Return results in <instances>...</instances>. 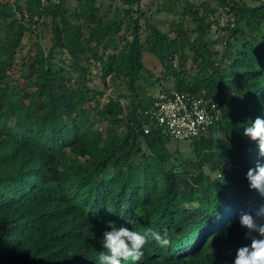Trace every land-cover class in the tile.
<instances>
[{"label":"trees","instance_id":"trees-1","mask_svg":"<svg viewBox=\"0 0 264 264\" xmlns=\"http://www.w3.org/2000/svg\"><path fill=\"white\" fill-rule=\"evenodd\" d=\"M104 1L115 0H78L74 9L70 0H26V10L0 0V264H96L107 221L167 230L171 245L149 240L138 264H233L235 250L250 243L240 215L264 205L246 180L264 157L243 135L264 117V0L186 3L174 36L149 24L144 38V0H117L126 8L114 10ZM218 12L233 19L208 23ZM212 25L227 34L225 47L209 38ZM27 33L39 40L28 57ZM63 52L75 80L58 66ZM85 58L103 79L128 82L129 107L120 98L101 103ZM16 70L33 92L13 85ZM145 74L174 87L157 92L143 84ZM172 91L219 111L190 141L189 162L152 116L159 96Z\"/></svg>","mask_w":264,"mask_h":264},{"label":"rangeland","instance_id":"rangeland-1","mask_svg":"<svg viewBox=\"0 0 264 264\" xmlns=\"http://www.w3.org/2000/svg\"><path fill=\"white\" fill-rule=\"evenodd\" d=\"M248 1V0H246ZM20 5L26 10V0H19ZM43 3H46L47 0H42ZM203 0H144V5L142 6L141 12L144 13V17L141 19V34L142 38L146 37L149 33L147 29V25H152L156 27L158 30L164 33L172 34L174 24L178 23L183 15V12L186 7V3L193 4L196 8H200ZM250 2V1H249ZM106 5L111 6L114 10L117 6L120 8H126L119 1L115 0L114 2L104 1ZM78 4V0H70L69 7L74 9ZM203 13V11H202ZM189 20V26L191 28L194 25L191 23V18H187ZM233 18L226 17L222 12H218L214 16H210L208 19V23H212L215 20H218L221 27L227 25L229 20ZM128 27V25L126 26ZM125 33L128 37H131L132 34V25L125 29ZM42 38L41 43L46 48V52L52 45L51 37L48 34V31H41ZM172 36H174L172 34ZM214 36H218V44L217 48L225 47V42L227 40V34L220 30V27L212 25L211 27V36L209 38H213ZM194 35H191L193 38ZM216 38V37H215ZM39 40L35 38V34L27 33L22 42L23 56H33L35 54V45ZM234 45L240 46L241 43L235 42L234 39L231 40ZM63 60V61H62ZM60 67H63L67 71V76L72 80L77 78L78 73L74 71V68L70 66V58L69 56L63 52L59 58L57 59ZM82 66L87 68L89 71L88 78L90 79L89 86L103 93L101 97V103L104 104L110 100V98H120L124 107H129L131 103L130 92L128 82L125 79L117 78V77H108L106 80L102 78L103 71L100 65L93 61H87V58L82 60ZM192 65H188L187 68H191ZM71 71H70V70ZM25 73V72H24ZM145 80H143V84L148 86L154 83V88L157 92L161 90V88H173V81L169 79L168 81H159L157 83L156 78H150L149 74H145ZM156 76H158V72H156ZM13 85L23 91L33 92L35 90L34 83L31 80H26L21 76V73L16 70L13 75ZM176 143L179 144V149L181 155L183 156L186 162L193 160L194 158L191 154V142L190 141H171L170 146H173V149H176ZM193 143V142H192ZM217 178V176H216ZM223 251V250H221Z\"/></svg>","mask_w":264,"mask_h":264},{"label":"clouds","instance_id":"clouds-1","mask_svg":"<svg viewBox=\"0 0 264 264\" xmlns=\"http://www.w3.org/2000/svg\"><path fill=\"white\" fill-rule=\"evenodd\" d=\"M243 135L256 143L259 156L264 157V117L257 116L243 128ZM246 180L250 190H255L264 196V163L256 162L254 168H249ZM110 211V210H109ZM122 218V217H121ZM127 224L134 221L125 220ZM239 224L245 230L244 237L250 243L235 250L233 264H264V205L255 214L242 213ZM106 230L101 241L104 251H100L96 264H138L144 256L143 248L149 240L154 241L160 248H168L172 241L167 230L163 233L149 227L143 233L114 221H107Z\"/></svg>","mask_w":264,"mask_h":264},{"label":"built area","instance_id":"built-area-1","mask_svg":"<svg viewBox=\"0 0 264 264\" xmlns=\"http://www.w3.org/2000/svg\"><path fill=\"white\" fill-rule=\"evenodd\" d=\"M152 116L172 141L179 142L192 141L206 134L218 120L219 111H210L207 103L172 91L159 96L152 108Z\"/></svg>","mask_w":264,"mask_h":264}]
</instances>
